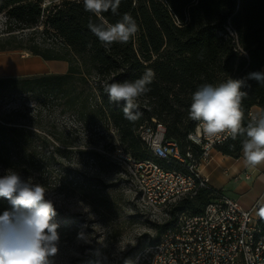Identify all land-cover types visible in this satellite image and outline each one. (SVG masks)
Returning <instances> with one entry per match:
<instances>
[{
    "label": "trees",
    "instance_id": "trees-1",
    "mask_svg": "<svg viewBox=\"0 0 264 264\" xmlns=\"http://www.w3.org/2000/svg\"><path fill=\"white\" fill-rule=\"evenodd\" d=\"M42 1L2 0L0 9L8 25L13 22L20 30L42 26L41 34H50L56 42L30 43L25 36H15L9 26L6 38L0 37V52L24 50L44 61L66 62L68 68L63 74L0 78V99L4 93L40 91L60 98L64 111L86 124H99L101 134L108 135L112 126L118 145L135 159L149 155L137 130L151 119L163 125L165 139L176 142L181 150L190 145L187 135L197 122L189 118L188 108L191 94L200 84L243 79L242 91L248 93L242 101L244 124L253 106L264 111V85L247 79L249 73H264V0H120L118 14L109 11L104 18L115 23L129 13L139 30L128 43L107 47L89 30V19L97 18L84 10L82 0L51 2L48 8L42 7ZM149 68L155 79L150 91L137 99L140 116L135 121L125 118L123 103L115 105L104 99L93 105L90 92L82 86L92 76L108 83L135 80ZM21 112L12 110L0 116V168L4 171H29L34 150L51 142L48 134L22 122ZM216 151L239 157L241 138H230ZM90 153L96 157V152ZM212 195V190L202 188L194 198L179 201L169 211V219L156 225V235L176 213L201 212ZM10 207L8 200L0 197V214ZM258 214L264 230V208H259ZM58 230L67 231L63 227Z\"/></svg>",
    "mask_w": 264,
    "mask_h": 264
},
{
    "label": "rangeland",
    "instance_id": "rangeland-1",
    "mask_svg": "<svg viewBox=\"0 0 264 264\" xmlns=\"http://www.w3.org/2000/svg\"><path fill=\"white\" fill-rule=\"evenodd\" d=\"M60 1L43 0L42 7L48 8L51 2ZM9 26L15 30V36H25L30 43L56 42L50 34H41L42 26L20 30L13 22L8 25L0 9L2 39L6 38ZM50 66H54L53 62L24 50L0 52V78L50 74L45 72ZM100 80L92 76L87 85H82L90 92L93 105L108 100L104 89L109 83ZM63 108L62 99L42 91L3 94L0 116L22 110V122L31 123L51 138L44 149L34 150L29 159L31 169L18 173L26 180L45 186L46 198L52 201L57 212L54 222L67 230H58L59 251L53 264H121L128 253L153 238L156 225L168 217L156 216L133 198L124 167L119 162L117 150L123 149L116 142L114 128H108V135L101 134L99 124H86ZM57 146L61 148L59 152L55 151ZM92 151L96 157L91 155ZM6 172L0 168V176Z\"/></svg>",
    "mask_w": 264,
    "mask_h": 264
},
{
    "label": "built area",
    "instance_id": "built-area-1",
    "mask_svg": "<svg viewBox=\"0 0 264 264\" xmlns=\"http://www.w3.org/2000/svg\"><path fill=\"white\" fill-rule=\"evenodd\" d=\"M253 115L251 110L247 113L248 118ZM164 131L155 119L138 128L149 154L144 159L117 150L133 198L156 216L169 219L173 206L194 198L200 189L212 190L213 197L199 213H176L170 224L128 253L121 264H264V230L258 211L245 209L211 188L198 171L231 136L209 138L197 123L187 135L190 145L181 150L165 139Z\"/></svg>",
    "mask_w": 264,
    "mask_h": 264
},
{
    "label": "clouds",
    "instance_id": "clouds-1",
    "mask_svg": "<svg viewBox=\"0 0 264 264\" xmlns=\"http://www.w3.org/2000/svg\"><path fill=\"white\" fill-rule=\"evenodd\" d=\"M83 8L97 20L89 19L88 28L106 47L113 43H128L138 32L136 20L124 13L115 23L103 14H118L120 0H82ZM155 72L149 68L140 78L111 82L105 87L110 103L123 102L124 116L130 121L139 118L137 99L150 91ZM264 85V73H249ZM243 79L228 78L218 84L203 83L191 94L188 116L198 123L203 133L218 137L227 133L233 140L241 138L246 166L256 169L264 164V111L253 115L244 124L242 101L248 93L242 91ZM44 185L24 179L8 170L0 176V197L8 200L10 209L0 214V264H53L59 248V225Z\"/></svg>",
    "mask_w": 264,
    "mask_h": 264
},
{
    "label": "crops",
    "instance_id": "crops-1",
    "mask_svg": "<svg viewBox=\"0 0 264 264\" xmlns=\"http://www.w3.org/2000/svg\"><path fill=\"white\" fill-rule=\"evenodd\" d=\"M46 62H53L54 66L45 71L51 74H63L68 68V64L63 61ZM250 110L254 115L260 112L256 106ZM198 171L208 186L239 202L243 208L257 211L264 208V164L256 169L246 166L242 151L237 158L212 151L209 161L201 164Z\"/></svg>",
    "mask_w": 264,
    "mask_h": 264
}]
</instances>
